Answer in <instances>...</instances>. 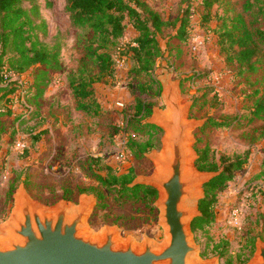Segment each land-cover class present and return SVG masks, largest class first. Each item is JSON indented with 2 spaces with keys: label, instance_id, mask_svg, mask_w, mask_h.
<instances>
[{
  "label": "rangeland",
  "instance_id": "obj_1",
  "mask_svg": "<svg viewBox=\"0 0 264 264\" xmlns=\"http://www.w3.org/2000/svg\"><path fill=\"white\" fill-rule=\"evenodd\" d=\"M45 1L41 0L43 3ZM49 1L52 2L51 8L44 10L43 15L49 21L51 38L58 31L63 34L62 69L50 73V84L37 100L40 108L34 117L27 113L16 118L8 106L9 100L0 98V112H5L0 115L4 128L0 137V223L10 218L15 206L14 194L24 183L35 201L50 208L62 201L79 204L82 195L95 194L96 204L88 219L93 230L98 232L105 226H117L124 238L132 236L138 241L152 238L162 242L165 234L159 224L160 210L155 204L159 193L154 203L153 198L143 197L137 202L119 204L114 195L101 187L95 176L101 164L111 166L118 174L133 170L135 177L154 172L155 163L148 155L161 151L165 134L162 128L158 134L160 142L157 148L138 157L132 147L133 158L126 166L116 159L118 148L115 138L121 126L127 124L134 113L136 97L148 99L154 107L165 110L162 91L160 95H155L156 89L146 92L138 90L139 82L147 81L144 76L133 80L135 91H129L133 60L129 54H118L115 74L120 76L118 80H126V95L121 98L114 96L118 93L116 91H121L118 83L104 77L91 85L93 95L85 100L90 104V111L77 109L69 77L78 75L83 66V45L78 42L77 31L70 29L69 14L64 9L66 0ZM145 1L171 23L158 37L161 53L154 52L155 75L161 87L165 77L178 83L182 103H191L188 118L204 122L191 131L192 147L197 151L196 148L209 146L216 152L230 156H249L247 166L237 171L227 188L219 193L214 207V222L205 230L193 232L201 251L208 245L211 249L213 243L226 241L229 244L228 254L235 259L239 253H248L247 236L256 235L257 239L259 235L264 237V182L257 177L264 157V119L252 118L256 102L264 95V53L258 70L249 73L239 71L236 64H227L220 52L215 33L219 19L234 9H241L244 0H216L209 22L203 19L207 12L203 0ZM185 9L190 11L191 37L206 32L214 34L216 38L212 41L208 36L197 53L191 51V37L186 42L173 37ZM136 35L132 29H127L123 44H128ZM123 49L124 46L121 47ZM199 72L204 76L194 78V74ZM23 74L26 77L18 82L20 87L17 89L24 92L25 101L19 103L17 114L27 112V106L36 108L33 97L37 69L31 68ZM119 100L124 106L116 105ZM210 116L230 121L231 124L227 127L209 125L200 130ZM34 136L40 138L35 140ZM131 136L134 141L140 142L148 138V135L139 137L130 127L129 139ZM22 137L27 141L24 152L15 149L16 142ZM197 154L199 156L198 151ZM95 159H100L101 163L97 164ZM99 190L103 191V199L97 196ZM98 204L105 207L98 208ZM236 209L240 212L238 226L232 220ZM255 252L256 243L250 259ZM219 260L220 264H225L221 258Z\"/></svg>",
  "mask_w": 264,
  "mask_h": 264
},
{
  "label": "trees",
  "instance_id": "obj_2",
  "mask_svg": "<svg viewBox=\"0 0 264 264\" xmlns=\"http://www.w3.org/2000/svg\"><path fill=\"white\" fill-rule=\"evenodd\" d=\"M216 0H203L207 12L204 21L209 22L211 8ZM52 2L46 0H0V98L9 100L10 94L18 87V81L10 80L8 74H23L31 68L37 69L35 77V94L33 100L36 108L31 107L16 118L25 114L34 117L40 108L37 101L50 84V73L62 69L61 53L63 48V34L58 31L50 37L49 21L43 11L50 9ZM65 11L69 14L70 29L76 30L78 42L83 45V66L78 75L69 77V85L76 99L77 109L89 112L90 104L85 100L91 98L93 91L91 85L102 78L114 79L116 73V56L129 54L133 60L130 69L132 81H129V91H135L133 80L142 76L147 81L138 84L141 92L155 90V95H160L161 84L155 75L154 52L161 53L159 35L171 23L155 11L145 0H66ZM264 0H244L241 9H234L219 19L215 30L218 36V45L227 64H236L239 71L255 73L264 53ZM263 24V25H262ZM133 27L137 35L128 44H123L125 33ZM190 11L185 9L181 24L177 28L175 39L186 42L191 37ZM124 49L121 50V47ZM92 65L89 67V65ZM95 70V72H94ZM204 76L195 73L194 78ZM32 86V88L34 87ZM156 86V88H155ZM30 93V92H29ZM2 99V100H3ZM154 104L148 99L139 96L135 99L134 113L127 121V130L130 127L139 137L148 135L146 140L140 142L129 139V148L138 157L157 148L161 129L148 123L152 115ZM10 113V110H7ZM5 112H0L3 115ZM253 119H264V95L256 102L252 111ZM231 123L218 120L210 116L207 123L215 127H227ZM4 132L0 122V137ZM40 136H34L38 140ZM133 140V141H132ZM199 158L196 166L202 171H221V173L204 185L205 197L199 201L201 215L192 222L193 232L205 230L215 220L214 207L220 192L225 190L228 183L234 179L235 173L249 162V156H230L223 152H216L209 146L196 148ZM133 151V150H132ZM100 164V159L94 160ZM98 166V165H97ZM101 166V167H100ZM96 169V178L103 189L114 195L119 204L128 201L137 202L143 197L153 198V203L158 197V191L147 185L129 184L133 181L135 172L118 174L111 166L101 164ZM264 182V157L260 171L257 174ZM99 199H103V191L96 192ZM102 203V202H101ZM152 203V207L153 206ZM98 208L105 207L98 204ZM264 239L263 236L259 235ZM257 236L246 238L248 253H239L237 257L228 254V242L220 241L203 248L201 255L205 258L218 255L225 264L246 263L255 250Z\"/></svg>",
  "mask_w": 264,
  "mask_h": 264
},
{
  "label": "water",
  "instance_id": "obj_3",
  "mask_svg": "<svg viewBox=\"0 0 264 264\" xmlns=\"http://www.w3.org/2000/svg\"><path fill=\"white\" fill-rule=\"evenodd\" d=\"M162 89L166 109L154 107L147 122L165 131L163 147L148 155L155 163L154 172L135 177L129 185L158 191L155 204L164 240L124 238L117 226L97 232L88 224L95 194L82 195L79 204L62 201L50 208L35 201L22 183L14 194L10 218L0 223V264H220L218 255H201L192 222L202 214L204 185L221 171L196 166L199 156L191 131L204 122L188 118L191 103H182L178 83L165 77ZM244 264H264L262 238L256 241L254 257Z\"/></svg>",
  "mask_w": 264,
  "mask_h": 264
},
{
  "label": "built area",
  "instance_id": "obj_4",
  "mask_svg": "<svg viewBox=\"0 0 264 264\" xmlns=\"http://www.w3.org/2000/svg\"><path fill=\"white\" fill-rule=\"evenodd\" d=\"M189 44H190L191 51L194 53H197L205 45V39L197 35H193L190 38ZM8 76L10 80L21 82L26 77V74H15V73L10 72ZM22 101H25L23 91L17 89L14 93L10 94L8 106L10 110L12 109L11 111L13 112L14 115H17L18 113L17 111L20 107L19 103H21ZM116 105H119L122 107L124 106V103H122V101L119 100L116 102ZM29 108L30 107L27 106V110ZM117 134H118L117 136L115 135L116 136L115 144L118 148V151L116 153V159L123 166H126L127 164L131 162L133 158V153L131 152L129 145H128L129 144V131L127 130V124H123V126H121ZM26 148H27V141L24 139V137H22L16 142L15 149H18L24 152ZM239 217H240L239 210L238 209L234 210L232 220H233V223H235V225L237 226L239 225V222H240Z\"/></svg>",
  "mask_w": 264,
  "mask_h": 264
},
{
  "label": "crops",
  "instance_id": "obj_5",
  "mask_svg": "<svg viewBox=\"0 0 264 264\" xmlns=\"http://www.w3.org/2000/svg\"><path fill=\"white\" fill-rule=\"evenodd\" d=\"M128 29H132L133 31H134V33H135V35H136V30L133 28V27H129ZM210 32V31H209ZM197 36H199V37H202V38H204L205 40H206V38H208V36H210V39L212 38V41H214L216 38H215V36H214V34L212 35V33H206V32H204L202 35H197ZM120 76H118V74H116L115 75V77H114V79L112 80V81H115V82H117L118 83V85H119V88H120V90L121 91H116V92H118V93H115L114 94V96H117V97H119V98H121V97H123V96H125L126 95V91H124V89H126L125 88V85H124V82L126 81H123V80H118V78H119Z\"/></svg>",
  "mask_w": 264,
  "mask_h": 264
},
{
  "label": "bare ground",
  "instance_id": "obj_6",
  "mask_svg": "<svg viewBox=\"0 0 264 264\" xmlns=\"http://www.w3.org/2000/svg\"><path fill=\"white\" fill-rule=\"evenodd\" d=\"M189 170H190V168H189Z\"/></svg>",
  "mask_w": 264,
  "mask_h": 264
}]
</instances>
